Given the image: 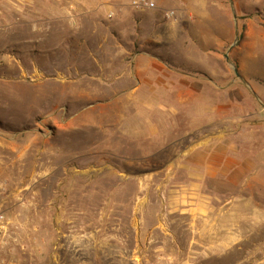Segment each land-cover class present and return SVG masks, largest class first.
<instances>
[{"label": "rangeland", "instance_id": "rangeland-1", "mask_svg": "<svg viewBox=\"0 0 264 264\" xmlns=\"http://www.w3.org/2000/svg\"><path fill=\"white\" fill-rule=\"evenodd\" d=\"M134 1L0 0V264H264V0Z\"/></svg>", "mask_w": 264, "mask_h": 264}, {"label": "built area", "instance_id": "built-area-1", "mask_svg": "<svg viewBox=\"0 0 264 264\" xmlns=\"http://www.w3.org/2000/svg\"><path fill=\"white\" fill-rule=\"evenodd\" d=\"M134 4L135 5H139V6L142 5L144 7H152V6H154V3L152 1H149V0H135ZM113 14H114V12L112 11V12L109 13V16L112 17Z\"/></svg>", "mask_w": 264, "mask_h": 264}, {"label": "crops", "instance_id": "crops-1", "mask_svg": "<svg viewBox=\"0 0 264 264\" xmlns=\"http://www.w3.org/2000/svg\"><path fill=\"white\" fill-rule=\"evenodd\" d=\"M13 7H16L17 9L19 8L20 10L23 8L22 6L20 7V4L18 5V3H15L14 5H12ZM31 23H37V22H31ZM35 29H36V27H35ZM34 29V30H35ZM40 29V27L37 29V30H39ZM49 30H52V28H50ZM190 95V94H189ZM187 96V95H186Z\"/></svg>", "mask_w": 264, "mask_h": 264}]
</instances>
